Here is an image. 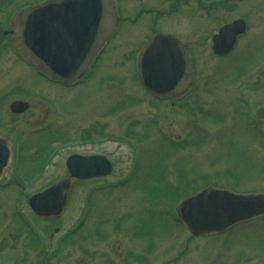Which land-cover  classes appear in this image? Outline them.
<instances>
[{"label": "rangeland", "instance_id": "374dc122", "mask_svg": "<svg viewBox=\"0 0 264 264\" xmlns=\"http://www.w3.org/2000/svg\"><path fill=\"white\" fill-rule=\"evenodd\" d=\"M218 2L189 1L168 25L158 17L194 58L192 83L177 99L156 100L140 86L133 52L145 33L138 25L109 38L73 87L47 84L30 68L28 91L49 104L28 110L22 159L0 178V264H105L106 255L134 264L132 252L150 255L149 264H264V215L195 237L175 211L181 196L202 187L264 191V0ZM237 16L246 19V33L231 52L213 55L209 34ZM150 25L160 29L154 19ZM70 153H101L112 170L72 181L59 230L48 239L51 224L26 200L65 176Z\"/></svg>", "mask_w": 264, "mask_h": 264}, {"label": "water", "instance_id": "95a60500", "mask_svg": "<svg viewBox=\"0 0 264 264\" xmlns=\"http://www.w3.org/2000/svg\"><path fill=\"white\" fill-rule=\"evenodd\" d=\"M76 30L59 28L56 13L74 6V0H46L22 8L12 21V43L17 51L37 69L64 84L75 82L111 33L115 8L111 0H76ZM87 5V10L85 7ZM61 11V19L65 13ZM244 31L240 18L222 25L212 36V50L227 53L236 36ZM137 74L142 87L159 97L176 96L191 81L184 47L171 35H156L139 55ZM17 104V102L13 103ZM0 173L8 152L0 145ZM68 177L28 197L30 209L37 215H56L66 203L69 177L77 179L106 175L111 164L102 154H70L65 159ZM178 218L193 235L219 232L227 227L264 213V192L234 193L226 189L205 187L183 198L176 206Z\"/></svg>", "mask_w": 264, "mask_h": 264}, {"label": "flooded vegetation", "instance_id": "af4514ba", "mask_svg": "<svg viewBox=\"0 0 264 264\" xmlns=\"http://www.w3.org/2000/svg\"><path fill=\"white\" fill-rule=\"evenodd\" d=\"M42 1L44 0H23V1L0 0V6H1L0 8H2L3 5L15 4L14 6H11L9 8L0 9V28H1L0 60L6 59L8 62V64L0 65V76H1L0 80L1 78L4 79L3 82H0V84H2V86L0 87V145L8 151L7 166L8 164H10V162L13 161V159L15 163H18L20 158L22 159L21 150L23 148V144L26 141L25 136L29 132L28 129L29 120L27 116L28 110L31 108L32 105L39 106L40 105L39 103L49 104L48 102L45 101V99L39 98V95L36 94L34 95L32 92L28 91L27 89V84L29 79L28 72L30 68L34 70V72L40 77L39 79L45 81L47 84L59 85V83L52 81L48 77L38 73L32 65H30L26 60H24L22 56L14 50L13 46L10 43L11 42L10 21L13 15L23 6L33 5ZM189 1H194L195 2L194 4H196L197 6L200 3L202 5V0H114L116 15H115L113 30L110 36L105 41L101 51L104 50L106 46L109 44L108 43L109 38L114 37V35L120 33V31H122L124 27L126 28L129 25H138L137 28H140L145 34L143 35L144 39L140 40L134 49L133 52L135 53L134 57L137 55L136 53H138L141 46L144 43H146L153 35L158 33L171 34L175 36L180 41V43L185 46L188 53H192L191 49L189 48V45L185 41H183L181 37H179L177 34H175L170 30H166V29L163 30V27L159 26V22H161L159 21V18L165 17L164 20H162V22L164 21L163 23L168 25V21L172 13H174L180 6H183ZM218 1H222V2H218V4L225 5L228 3L229 5L232 4L233 7H235V3L237 2V0H218ZM211 3L209 4V7H211ZM207 7L208 6H206L205 8ZM69 15H70L69 26L71 28L72 25V19H70L71 13ZM153 19L155 20L156 25L159 26L160 29H153V28L151 29L150 23L151 20ZM229 21H225L223 23ZM197 42H199L198 39ZM191 63L192 64L194 63L193 56ZM15 64L19 66L20 70L17 68ZM183 94L184 93H182L175 99L181 97ZM33 95L35 96V98L32 97ZM14 100L26 102L27 107H25L24 109H20V107L22 108V104H21L19 109H17V111L11 110L10 104ZM34 100L37 102H33ZM34 115L35 113L33 111L30 116H34ZM23 116L25 117L23 118ZM10 120H13V122L12 121L9 122ZM50 126L51 125L48 123L45 126L46 127L45 129H40L39 131L42 132L45 131L47 128L50 129ZM38 129L39 127L36 128V131H38ZM0 156H2L1 150H0ZM10 175L12 178L16 179L15 176H13L12 172H10ZM91 207L92 206L88 205L87 206L88 210ZM59 215L60 214L41 217V219H44L45 221L51 224L50 226L51 231H49L47 235L48 239H51L53 237V234L57 233L59 230V227L55 225L56 219L58 218ZM116 226H117L116 229L120 230L121 228L120 225L116 224ZM112 229L113 231L116 230L115 228ZM46 231L47 230H45L43 233L45 234ZM71 234L72 232H67L64 237H68ZM37 241L39 243L40 248H43L47 245L46 239H44V237L41 235H38ZM43 255L44 252H42V256ZM129 257H131V259L134 261L133 262L134 264H149V261H151L150 255H148L147 258L146 257L142 258V254H135L134 252H132V254H129ZM104 262L105 264H114L112 258L107 255L104 257ZM118 264H123V259H120Z\"/></svg>", "mask_w": 264, "mask_h": 264}, {"label": "bare ground", "instance_id": "6f19581e", "mask_svg": "<svg viewBox=\"0 0 264 264\" xmlns=\"http://www.w3.org/2000/svg\"><path fill=\"white\" fill-rule=\"evenodd\" d=\"M236 46V45H235Z\"/></svg>", "mask_w": 264, "mask_h": 264}]
</instances>
